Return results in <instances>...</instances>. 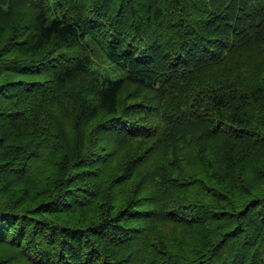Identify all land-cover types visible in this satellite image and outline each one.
Wrapping results in <instances>:
<instances>
[{"label": "trees", "instance_id": "1", "mask_svg": "<svg viewBox=\"0 0 264 264\" xmlns=\"http://www.w3.org/2000/svg\"><path fill=\"white\" fill-rule=\"evenodd\" d=\"M0 264H264V0H0Z\"/></svg>", "mask_w": 264, "mask_h": 264}]
</instances>
